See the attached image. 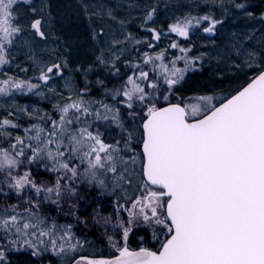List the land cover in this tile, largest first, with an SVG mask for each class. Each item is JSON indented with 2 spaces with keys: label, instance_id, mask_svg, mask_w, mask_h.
Instances as JSON below:
<instances>
[{
  "label": "snow or ice",
  "instance_id": "6c2138e0",
  "mask_svg": "<svg viewBox=\"0 0 264 264\" xmlns=\"http://www.w3.org/2000/svg\"><path fill=\"white\" fill-rule=\"evenodd\" d=\"M74 3L0 0V264H264V12ZM229 16L254 22L217 46ZM213 61L225 79L180 95Z\"/></svg>",
  "mask_w": 264,
  "mask_h": 264
},
{
  "label": "rangeland",
  "instance_id": "374dc122",
  "mask_svg": "<svg viewBox=\"0 0 264 264\" xmlns=\"http://www.w3.org/2000/svg\"><path fill=\"white\" fill-rule=\"evenodd\" d=\"M194 2L200 3L202 10L207 11L208 10L207 5L211 4L212 0H159L160 11H159L158 15L160 16V19L157 21V23H159V24L169 23L171 20V17L173 15L179 16L182 13L187 12V11H192L193 13H195L197 11V9L190 7ZM71 4L74 6V9H75L74 0H73V2H71ZM165 5H167V7H165ZM213 11H214V14L219 16L220 10L218 8L214 9ZM72 14H73V11L70 12L69 17ZM253 22H254V20L247 18V17H241L238 20H232L231 16H229L228 19L225 21V24L223 27H221L219 25L217 26L218 31L214 36H212V39L216 40L217 46L223 45L224 43L227 42L228 35H229L230 31H236L237 26H239V25H243L245 23H253ZM78 23L83 27L82 21H80ZM133 30L136 31L137 29L133 28ZM194 32H195V35H193L191 37V40L193 43L200 46L202 49L203 48L211 49L213 47V45L211 43H208V44L203 43L204 38L206 36H209V34H206V33H203L202 31H197V30H194ZM214 65H215V61H213L212 64L204 65L203 69H206L208 71V77H213L215 79L217 78L218 80H224L225 77H220V76L214 74L215 72L218 71V69H216L214 67ZM13 70H15V69H13ZM223 86H226V90H228L230 85H228V84L226 85V83H225V85H223ZM32 98H35L36 101L39 102L38 98H36V97H32ZM20 102L24 103L21 100H20ZM28 103H32V102H28ZM93 208H91V210ZM102 208L105 210V212H110L112 210L111 205H108L107 207L103 206ZM91 210H90V212H91ZM91 234H93L95 237L99 235L98 231H96V230H93L91 232Z\"/></svg>",
  "mask_w": 264,
  "mask_h": 264
},
{
  "label": "trees",
  "instance_id": "16d2710c",
  "mask_svg": "<svg viewBox=\"0 0 264 264\" xmlns=\"http://www.w3.org/2000/svg\"><path fill=\"white\" fill-rule=\"evenodd\" d=\"M71 2H73V0H69V3H66L65 0H54V3L60 6V11L64 14L65 17H69L70 12L74 10V6L71 4ZM244 2L247 5H249V10L254 13L255 17H259L261 12H264V0H244ZM77 25L82 27L78 22H74L70 26L75 31L77 30ZM197 31H201V30H197ZM172 38H176L175 34H173ZM218 81L221 80H218L217 78L215 79L213 77H208V71L206 69L197 68L193 72L189 73L187 83L182 85V88L184 90L181 91L180 95L189 96L192 95L195 91L201 89L202 87L205 86L208 88L214 87ZM223 85L221 84L220 87L223 90H226V86ZM18 99L21 100L22 102L36 101V99L32 97H24V98L18 97ZM85 195L86 197H95L97 203L101 207L103 206L107 207L108 205L112 206V204L110 203L112 199L111 197L101 196L91 192L86 193ZM0 198H2V194H0ZM81 203L87 204V200L82 201ZM96 206H97L96 204H92L91 207L89 208V212L91 208L93 207L95 208ZM81 215H87V213L81 212ZM81 230L82 231L84 230L83 227H81ZM90 235H92L95 238L93 234L90 233ZM34 259L35 258L31 257L27 253L19 254L18 257L13 261V264H33Z\"/></svg>",
  "mask_w": 264,
  "mask_h": 264
}]
</instances>
